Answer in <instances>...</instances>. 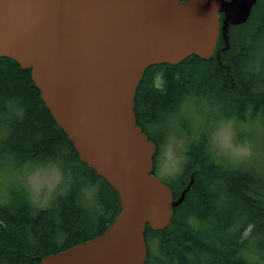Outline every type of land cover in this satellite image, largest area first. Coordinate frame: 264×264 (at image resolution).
I'll return each instance as SVG.
<instances>
[{"label":"water","instance_id":"obj_1","mask_svg":"<svg viewBox=\"0 0 264 264\" xmlns=\"http://www.w3.org/2000/svg\"><path fill=\"white\" fill-rule=\"evenodd\" d=\"M255 1L0 0V56L30 69L54 121L120 205L102 233L38 264L145 263L146 225L169 224L193 175L174 198L154 174L157 146L134 114L142 73L190 55L219 60L230 27L248 19Z\"/></svg>","mask_w":264,"mask_h":264},{"label":"trees","instance_id":"obj_2","mask_svg":"<svg viewBox=\"0 0 264 264\" xmlns=\"http://www.w3.org/2000/svg\"><path fill=\"white\" fill-rule=\"evenodd\" d=\"M228 42L219 60L215 53L209 59L190 55L176 64L157 63L143 71L135 90L134 114L136 124L156 143L153 163L162 141L148 130L149 125L163 124L166 119L182 124L186 110L200 113L204 107L201 102L209 99L206 87L212 93H223L230 110L235 111L211 119L207 127L214 120L233 118L244 123L257 121L264 130V0L255 1L244 23L230 27ZM223 46L219 37L216 50ZM161 70L166 80L163 93L152 87L154 73ZM13 97L25 112L22 120L11 123L2 149L11 152L18 166L65 150L64 166L74 178L67 194L46 209L31 207L17 181L11 184L10 202L0 203V264H38L39 257L102 233L120 205L118 194L81 161L54 121L30 69L0 56V112L4 111L3 101ZM249 109L252 117H247ZM206 130L185 132L187 161L177 175L164 182L174 198L191 174L193 182L164 229L153 230L146 225L144 264H264V171L254 166H234L224 159L214 162L206 152ZM81 177L99 185L98 207L83 203ZM153 240L158 242L159 255L150 251Z\"/></svg>","mask_w":264,"mask_h":264},{"label":"clouds","instance_id":"obj_3","mask_svg":"<svg viewBox=\"0 0 264 264\" xmlns=\"http://www.w3.org/2000/svg\"><path fill=\"white\" fill-rule=\"evenodd\" d=\"M165 85L163 71H156L153 75L152 87L163 93ZM3 105L4 111L0 112V138L6 139L11 132V123L22 120L25 110L22 103L15 97L4 100ZM148 130L163 133L162 142L153 163V170L157 178L169 180L182 170L187 161L188 141L183 132L178 131L170 122V119H166L163 124L149 125ZM64 151L61 150L54 157H48L42 161L28 162L24 166L19 180L28 204L34 209L42 210L51 207L59 197L67 194L74 182L72 173L64 166ZM206 152L214 162L224 159L235 165L248 159L252 155V148L248 144L238 143L231 123L225 122L217 125L208 133ZM6 159L10 160L12 157L8 155ZM79 180L83 185L80 189L83 203L86 206H97L96 196L99 185L90 184L82 177ZM0 183L7 189L10 180L6 172L0 175ZM4 196L5 199L0 203H9L6 191ZM150 251L153 255H159L157 241L150 242Z\"/></svg>","mask_w":264,"mask_h":264},{"label":"rangeland","instance_id":"obj_4","mask_svg":"<svg viewBox=\"0 0 264 264\" xmlns=\"http://www.w3.org/2000/svg\"><path fill=\"white\" fill-rule=\"evenodd\" d=\"M229 44V42H228ZM209 96V99L203 102L202 105L203 111L200 113H195L193 109L186 110L182 114L183 123L180 124L175 122L174 125L176 129L180 132H183L186 140L188 141V136L185 134L187 130L190 129H203L207 128L206 133L208 137V133L211 132L217 125L223 124L225 122H230L231 127L236 132V139L238 143L248 144L252 148V155L240 162L239 164H233L234 166L242 165L245 167L254 166L255 168H259L264 171V130L263 127L258 125L257 121H248V122H237V120L233 118L219 119L214 120L209 127H207L209 121L211 119H216L217 117L224 118V115L227 113H234L233 109L230 110L229 104L225 100V95L220 93L217 90H214L212 93L209 87L204 89ZM211 99V100H210ZM253 111L249 109L246 114L247 117H252ZM240 114V111H238ZM159 125V124H158ZM180 125V126H179ZM180 127V128H179ZM190 132V131H189ZM153 136L157 139L160 138L162 141L163 133L160 131L152 132ZM2 140L4 138H0V175H4L5 172L9 177L10 183L7 189L4 188L3 184L0 183V199L5 198L4 192H7V199L10 201V187L12 182H20L19 176L23 172V168L25 165H15L13 162V157L11 152H5L2 149ZM10 155L12 159H6V156ZM165 181V180H162Z\"/></svg>","mask_w":264,"mask_h":264}]
</instances>
